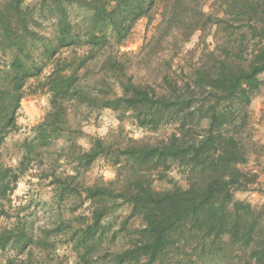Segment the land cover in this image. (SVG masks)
Masks as SVG:
<instances>
[{"label":"trees","instance_id":"1","mask_svg":"<svg viewBox=\"0 0 264 264\" xmlns=\"http://www.w3.org/2000/svg\"><path fill=\"white\" fill-rule=\"evenodd\" d=\"M141 19L152 25L150 35L137 52L122 50ZM193 36L196 44L186 47ZM262 86L264 0H0V146L19 128L25 95L46 93L49 104L21 144L18 167L5 165L0 150V218L12 216L18 172L41 163L59 139L62 150L40 177L50 178L59 203L71 199L73 213L88 203L75 224L58 220L39 237L13 212L0 225V264H48L42 253L53 247V234L63 236L77 264H93L109 232L124 239L110 264H264V206L234 195L264 197L257 173L240 168ZM103 110L132 130L174 129L152 140L86 134L83 123ZM60 158L77 175L56 172ZM98 159L114 177L78 182ZM172 169L186 186L168 177ZM132 218L135 228L127 225Z\"/></svg>","mask_w":264,"mask_h":264},{"label":"rangeland","instance_id":"2","mask_svg":"<svg viewBox=\"0 0 264 264\" xmlns=\"http://www.w3.org/2000/svg\"><path fill=\"white\" fill-rule=\"evenodd\" d=\"M38 1L26 0V4L37 3ZM151 31L152 25L146 27V20H139L135 25L131 40L122 47V50L137 52L144 38L150 35ZM208 40H211L210 37ZM196 41L197 37L193 36L186 47L192 48L196 44ZM47 70L45 68L42 75ZM48 105V95L40 91L34 94H27L23 97L17 115L19 128L9 133L1 142V156L5 165L11 168L18 167L19 161L22 159L21 144L32 134V126L42 120L43 115L48 109ZM250 110V125L245 131V138L251 151L248 162L240 165V168L246 171H255L258 175V181L264 183V86L261 88L260 95L252 101ZM93 115L96 117L90 118V121L83 123L82 126L83 131L89 135L103 136L112 130L114 134L120 132L124 135L130 134L134 138L145 136L152 140L166 136L174 129L172 126L166 125L156 132L142 131L139 129L132 130L130 123L126 119H123L124 121L118 120L108 110H103L101 113L98 112V114ZM78 143L85 149L89 146L86 136L78 138ZM61 145V139L55 141L43 151L41 163L34 159L26 165L23 172H18L19 179L11 195L12 208L10 212H12V216L8 219L5 217L0 218V225H9L14 220L13 212H17L19 215H23L28 219L32 232L36 237H39L41 235L39 232L41 228H52L58 220H63L67 223L71 221L72 224H75L76 215L80 214L83 216L86 214L88 203H82L73 213L71 209L74 203H72L71 199L59 203L55 197L53 186L49 184L50 178L40 177L42 172L51 164L50 162L61 152ZM58 164L59 166H57L56 172L76 174L74 173L73 167L64 158H60ZM113 177L114 173L110 165L102 159H98L87 170H80L77 181L90 184L96 181H107ZM168 177L181 186L187 185L185 175L177 169L169 171ZM234 195L236 198L245 200L255 207L264 206V197L255 191L237 192ZM126 213L127 211L124 208L115 215L117 223L112 227V230L118 228V223ZM127 225L135 228L139 225V220L135 218L129 219ZM109 234L110 232L107 235L110 236ZM108 236L103 239V243L99 247L100 250L96 252L93 264H110L111 251L120 246V241H124L123 237H121V232L110 238ZM50 239L53 242L54 248L44 249L42 253L47 257L46 261L48 264H54L55 261L66 262V264H77V255L69 244L64 243L63 236L53 234Z\"/></svg>","mask_w":264,"mask_h":264}]
</instances>
